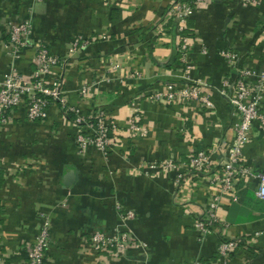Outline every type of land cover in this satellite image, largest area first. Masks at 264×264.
<instances>
[{"label": "crops", "instance_id": "obj_1", "mask_svg": "<svg viewBox=\"0 0 264 264\" xmlns=\"http://www.w3.org/2000/svg\"><path fill=\"white\" fill-rule=\"evenodd\" d=\"M171 1L0 0V82L10 67L3 51L6 25L29 20L31 40L69 63L64 80L69 104H78L84 115L105 109L121 129L118 144L108 152L81 151L71 113L53 105L41 122L28 120L23 106L15 109L12 122L0 132L2 264H25L43 218L51 223L44 264H184L214 254L217 228L200 240L193 226L214 191L207 176L182 181L159 164L169 158L181 164L195 149L214 150L212 160H222L234 137L236 114L219 88L227 78L224 88L231 94V82L241 70L252 75L264 68V0H207L196 6L186 19L191 41L183 58L191 64L187 72L178 20L167 14ZM74 37L89 41L71 55ZM34 56L33 46H27L15 64L26 79L34 70ZM185 77L210 85L212 107L151 98ZM85 83L93 94L81 103L77 90ZM135 108L140 130L133 133L127 127ZM251 133L244 156L261 174L264 128L256 121ZM256 183L253 178L239 181L238 200L223 199L218 209L230 235L251 240L250 249L236 252L230 264H264V200L255 195ZM127 209L132 218L124 217ZM95 229L126 230L141 245L121 255L95 253L87 246Z\"/></svg>", "mask_w": 264, "mask_h": 264}, {"label": "built area", "instance_id": "obj_2", "mask_svg": "<svg viewBox=\"0 0 264 264\" xmlns=\"http://www.w3.org/2000/svg\"><path fill=\"white\" fill-rule=\"evenodd\" d=\"M207 0H172L167 14L178 20V32L180 35V54L184 65V71L191 68V64L183 60L188 55L191 41L188 35L186 19L196 6ZM246 3L258 4L261 0H243ZM32 24L29 20H18L6 25L7 41L3 43V51L10 59V67L0 82V132L2 128L13 120L15 109L23 106L28 120L44 121L48 117L50 106L56 105L68 115H73L72 121L76 126L75 141L81 151L89 147L102 152H108L118 144V131L121 130L115 119L102 108L82 114L79 105H71L68 102L64 88L65 73L69 63L61 60L58 55L51 53L42 42H34L30 38ZM89 39L74 37L70 49L71 55L79 52ZM33 46L35 51L34 70L31 78H24L17 70L16 63L21 58L22 51L27 46ZM226 57L232 58L234 54L223 52ZM185 62V63H184ZM187 76V75H186ZM230 80L223 79V86L219 93L225 97L231 105L236 120L233 123L234 137L229 146L222 153V160L217 162L211 158L214 150L195 149L187 154V158L181 164L169 158L159 164V167L167 172H175L182 176V181L206 175L214 190L209 199L203 204L200 212L195 216L193 226L198 232V238L204 240L215 228L219 231V241L214 254L209 259L194 258L184 264H230L232 257L238 251L247 252L250 241L243 234L230 235L225 229L228 224L220 216L218 209L223 199L236 201L237 184L239 181L256 179L255 195L264 200V173L256 174L247 163L244 156V147L252 137V126L258 121L264 128V112L260 111V105L264 98V68L261 72L253 73L241 70L232 83V91L229 94L225 86ZM81 103L92 97V85L85 83L77 90ZM212 89L204 80H190L185 77L183 82L167 85L163 91H155L151 94L154 101L165 104L180 103L190 105L199 101L207 107H212L210 99ZM139 109L135 108L128 119V129L135 133L140 130ZM157 164L151 163L155 168ZM205 177V176H204ZM126 219L134 216L129 209L124 210ZM51 223L48 218H43L38 232L28 245L25 264H44L45 253L49 246ZM257 233L252 235L256 237ZM131 232L126 230L105 231L93 230L87 238V246L95 253L109 255H121L127 248L139 247ZM5 260L0 251V264Z\"/></svg>", "mask_w": 264, "mask_h": 264}, {"label": "rangeland", "instance_id": "obj_3", "mask_svg": "<svg viewBox=\"0 0 264 264\" xmlns=\"http://www.w3.org/2000/svg\"><path fill=\"white\" fill-rule=\"evenodd\" d=\"M169 6H170V4H169ZM168 9H169V7L167 8V11H168Z\"/></svg>", "mask_w": 264, "mask_h": 264}, {"label": "trees", "instance_id": "obj_4", "mask_svg": "<svg viewBox=\"0 0 264 264\" xmlns=\"http://www.w3.org/2000/svg\"><path fill=\"white\" fill-rule=\"evenodd\" d=\"M238 200V199H237ZM240 203H242V202H240Z\"/></svg>", "mask_w": 264, "mask_h": 264}]
</instances>
